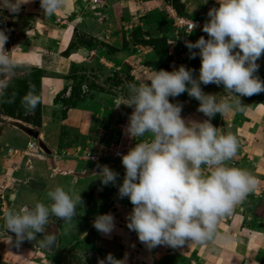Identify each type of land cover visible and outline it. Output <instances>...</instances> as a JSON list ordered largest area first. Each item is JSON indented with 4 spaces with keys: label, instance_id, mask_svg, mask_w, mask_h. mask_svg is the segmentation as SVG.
I'll return each instance as SVG.
<instances>
[{
    "label": "clouds",
    "instance_id": "1",
    "mask_svg": "<svg viewBox=\"0 0 264 264\" xmlns=\"http://www.w3.org/2000/svg\"><path fill=\"white\" fill-rule=\"evenodd\" d=\"M29 0H0V10L18 13ZM207 2V0H206ZM43 14L52 15L64 0H39ZM207 12L202 31L207 34L195 42L186 41L189 58H200L198 75L180 65L172 71L154 69L146 81L127 84V105L133 110L123 129L135 141L126 154H121L125 169L119 174L107 165H99L97 174L102 185L112 184L119 198H127L132 210L126 216L127 228L135 231L148 249L166 245L172 248L188 242L206 243L227 239L217 226L221 217L251 193L256 178L246 169L231 166L238 141L232 133H221L211 123L216 114L243 111L241 97L264 92V80L257 75L258 59L264 55V0H216ZM196 25L192 23V31ZM191 33V32H190ZM0 30V74L14 67L6 54L7 41ZM197 49L198 51H192ZM223 86L231 99H218L205 93L201 85ZM8 82L0 79V96ZM187 93L199 104L197 111L207 119L186 120L182 104L169 97ZM40 97L26 93L21 104L28 112L35 110ZM48 203L36 201L19 210L3 213L5 229L16 234L17 242L35 240L40 234L41 247L56 243L54 233H46L51 217L70 224L82 203L79 193L55 186L46 193ZM93 227L104 235L115 228L111 213L96 215ZM98 264H127V256L117 259L111 253Z\"/></svg>",
    "mask_w": 264,
    "mask_h": 264
},
{
    "label": "rangeland",
    "instance_id": "2",
    "mask_svg": "<svg viewBox=\"0 0 264 264\" xmlns=\"http://www.w3.org/2000/svg\"><path fill=\"white\" fill-rule=\"evenodd\" d=\"M105 1L98 0L93 3L92 0H86L84 11L79 13L65 12L61 14L59 19H53L56 23L61 22V25L72 23L70 40L65 50L61 52L63 57L78 48H85L86 52L89 51V53H86L88 55L86 62L71 63L65 75L58 76L65 82V85L54 96L53 107L47 111L46 115L43 114L41 108L40 83L44 75L42 70L20 63L14 64L11 71L0 74V79L8 82L4 95L0 96V124H10L25 135L23 141L20 135L18 138L15 136L16 130L10 129L11 131L7 133L9 137L6 138L8 141L16 140L20 145L17 144L14 146L15 148H3L4 145L1 144L0 155H2V159H7L4 155L5 151L9 149L7 154L18 157L21 164L28 169L32 167L34 159L46 164H48V160H51V165L48 164V172H50L49 174L46 173L47 176L52 173L51 170L54 166L56 167L57 162L67 161L69 162L68 165H72L74 168H76L75 165L81 166L85 163H91L88 164L91 167L86 166L84 173L83 168L82 171L81 169L78 171L81 172L83 179L93 175V173H99L101 171L99 165L117 166L108 156V148L118 137L119 125L128 121L133 110L124 104L115 107L121 99L125 103L127 102V84L146 81L154 69L172 71L180 65L193 69V74L198 75L200 58L199 56L189 58V49L185 42H195L201 36L207 39V34L202 31V26L208 19V10L214 6L218 7L216 0H207V2L206 0H123V2L118 0L119 2H114V6L112 4L106 5ZM95 5L98 7H94ZM120 5L121 7H119ZM99 13L104 14V16L99 15ZM54 15L55 18L59 17L57 13ZM19 17L22 18L23 16ZM29 17L33 16L29 15ZM29 17L21 21L19 19V33L22 38L19 39L20 49L26 48V40L23 39L24 30L34 24V20ZM93 18L94 22L100 24L103 22L101 30L97 28L95 31L93 26L90 28L86 25ZM176 18L198 20L200 26L186 35L185 32L175 26ZM1 27L4 28V25ZM5 27L10 28L9 21H6ZM192 51L198 50L193 49ZM259 78L264 80L263 75H259ZM212 85L215 86V84ZM218 88V99L223 96L231 97V94L224 90L222 85ZM29 91H34L40 97V103L32 112L26 111L21 104L22 97ZM172 99L173 103L182 104L181 116L186 120L207 119L197 111L199 102L189 97L187 93L172 97ZM227 114L229 116L228 123L231 124L230 128L220 114L211 118V123L221 133H225L224 130L227 128L237 138L236 155L228 163L231 166L248 170L257 180L255 189L235 206V211L237 213L240 211L243 214L245 211L243 205L254 200L252 210L259 208L260 212L261 208H264V171L260 169L261 167L251 168L244 163V159L248 157L246 152H249V147L254 139L251 137L254 134L250 132L249 123L252 122L255 125L256 122H253L255 117L247 114V118H244L235 111L234 114L229 112ZM239 121L248 123L246 124L247 138L242 137L244 141L247 140L245 143L240 141L241 135H237L236 132V126L240 124ZM29 144H32L31 148ZM88 155L96 158V160H90ZM8 162L11 163L12 161L0 160L1 190L4 188L7 190L9 187L15 189L19 184V181L11 178V176L15 177L11 173L15 170H12L11 174L6 172L11 167L16 169L17 165L12 166L10 164L8 166L6 165ZM51 166H53L52 169ZM67 170L66 168V170L63 169V172H57L56 177L59 179L63 176L62 174L67 173L65 172ZM75 172L77 171H71L72 177L69 176L71 179H76V177L79 179L80 174ZM123 176L124 174H119L117 184L122 182ZM26 182L30 181L26 180ZM24 184L23 187L27 185ZM94 184L91 188L100 184L103 201L101 204L97 203L96 206L103 212L111 207L112 193L116 196L115 199L120 200V206L125 208L122 214L127 212L129 205V210H132V204L126 197L119 198L116 186L112 184L102 185L100 181L97 182V179ZM28 185L29 188L35 187L32 182ZM9 192L6 191L8 199L11 198ZM114 203L116 202L114 201ZM20 207L19 202L14 205L3 200L2 197L0 198V264H98V259H103L108 254L103 249L99 248L98 250L89 244L84 245L79 240L64 238L62 230L58 227L61 226V221L58 220L54 226H46V233L50 232L56 235V243L51 247L52 249L43 247L44 253H32L22 246L18 247L14 243L13 245L11 239L16 238V234L5 229L2 217L5 211L19 210ZM235 211L233 209L232 215L229 214L230 220L236 216L233 213ZM253 216L255 215L247 217V220L251 221ZM74 225L76 224L74 223ZM230 225H234L233 220ZM235 233L237 232L235 231ZM29 246L33 245L30 244ZM39 247L33 246L34 249ZM24 253L25 256H23ZM37 254H40L39 258H37Z\"/></svg>",
    "mask_w": 264,
    "mask_h": 264
},
{
    "label": "crops",
    "instance_id": "3",
    "mask_svg": "<svg viewBox=\"0 0 264 264\" xmlns=\"http://www.w3.org/2000/svg\"><path fill=\"white\" fill-rule=\"evenodd\" d=\"M85 1L86 0H64L63 7L55 12L59 15L58 18H55L56 16L54 14H43L39 0H29L28 3L22 4L18 13H9L6 8L0 10V30H4L8 37L4 45V49L7 51L6 54L14 64L25 63L29 66L38 67L44 74L40 83V93L42 97L41 108L44 115H46L48 113L47 111L53 107L52 100L54 96L61 91L65 85V82L59 79L58 76L65 75L71 63L81 64L83 61L87 60L86 58H88V55L86 53H89V51L86 52L85 48H78L74 52L69 53L70 55L68 54L66 57H63L61 52L65 50L66 45L70 40L72 23L61 25V22L56 23L54 20L59 19L61 14H64L65 12L79 13L84 11ZM121 1L123 2V0ZM105 2L106 5L108 4L110 6L111 4L113 5L114 2L119 1L106 0ZM94 7H98V5H95ZM119 7H121V5ZM29 15L33 17H29ZM99 15L104 16L102 13H99ZM19 16L23 17L21 18ZM28 17L34 20V24L24 30L23 39L26 40V48L20 49L19 39L22 38L19 33V23L22 19L25 20ZM94 18L86 25L90 28L93 26L95 31H97V28L100 29L103 27V22H101V24L99 22H94ZM6 21H9V29L5 27ZM101 21H103V19H101ZM1 25H4V28H2ZM257 63L259 64V68L256 75L258 77L259 75L264 76V55L258 59ZM201 87L205 93L219 94V88L217 85L202 84ZM224 98L231 99L232 97L227 96ZM241 101L244 104L243 111L235 112L244 118H247L246 115L249 114L252 117H255L253 118V122H256L255 125L252 122L249 123V129H251L250 132L254 134L251 137L254 139L252 145L249 147V152H246L248 153V157L247 159H244V163L251 168H255V166H258V168L261 167L260 169L264 171V92L253 94L252 96L241 97ZM229 113L234 114V112ZM221 117H223L222 119L226 121L230 128L231 124L228 123V114L225 113L221 115ZM239 122L240 124L236 126V132L237 135H241L240 141L245 143L247 140L244 141L242 137H246V134L248 133V129L246 128V124L248 123ZM10 129L16 130L17 134L15 133V136L18 138L20 135L24 141L23 137H25V135L24 133L19 132V129L10 124H0V145L3 144V148H15L14 146L17 144L20 145L16 140L8 141L6 138L9 137L7 133L11 131ZM224 131L225 133L229 132L227 128ZM5 152L4 157L7 159H2V155H0V160L12 161L11 163L8 162V164H6L8 166L10 164H12V166L17 165L16 169H12L11 167L6 172L10 173L12 170H15V172H11L15 177L11 176V178L19 181V184L15 189H10V187L7 190H5V188L3 190L0 189V198L2 197L3 200L14 205L16 202H19L21 206L25 204L33 205L36 201L48 203L46 193L55 186L64 187L65 190L73 193L80 192L82 203L78 207L76 216L70 224H66L55 217H51L48 225H46L51 227V225H55L57 220L61 221V226L59 225L58 227L62 230V236L64 238L79 240L82 244H89L98 250L99 248L103 249L107 251L108 254L111 253L117 259H122L127 256V264H264V208H261L260 212L259 208L252 210L254 200L243 205V210L245 209L243 212L244 215L240 211L237 213L235 211L236 207H234L235 212L233 213L236 214V216H232L234 217L233 219L230 220L229 215L220 218L221 221L219 220L217 226L220 228L217 229L220 235L227 237V239L220 241L214 240L206 243L190 241L185 245L176 248L161 245L153 249H148L139 241L136 232L127 228L126 216L131 212V210H129L130 205L127 212L122 214L125 208L120 206V200L115 199L116 196L112 193L110 198V200L112 199V203L108 210L103 212V210L96 206L97 203L101 204L103 201L99 186L100 184H96L94 188H91V186L96 179L97 182L100 181L98 179L99 174L93 173V175H89L83 179L81 176L82 174H80L81 172H78L80 169L82 171L83 168L84 173L86 166L91 167V165H88L91 163H85L81 166L75 165L76 168H74L72 165H68L69 162L67 161H61L60 163L57 162L56 167L54 166L52 169L53 166H51L52 173L47 176L46 173L51 165V160H48V166L45 162H39L34 159L32 167L28 169V167H24L23 164H21L18 157H14L12 154L8 155L7 150ZM66 168L68 169L65 171L67 173L62 174L63 176L58 179V177H56L57 172H63V169L66 170ZM73 170L77 171L75 173L80 174H78L80 176L79 179H77V177L76 179H71L72 176L70 173ZM54 171L56 172L53 173ZM26 180L30 182H26ZM31 182L34 183L35 187H28V184ZM23 183L28 186L24 184L25 187H23ZM6 191H10V200L7 198ZM114 201L116 203H114ZM105 213H111L114 216L115 228L110 235H104L93 227L95 216ZM253 214L255 215L253 216V219L251 221L247 220V217ZM124 219L125 221H123ZM232 220L234 223L233 226L230 225ZM240 229H242V231H240ZM235 231L237 233H235ZM232 232H234L235 235L232 234ZM41 238L40 234H37L35 240L24 239L17 242V238H13L11 239V243H14L18 247L22 246L24 249L29 250L32 253H44L45 249L40 245ZM37 240H39L38 243H36ZM30 244L40 247L34 249L33 246H29ZM23 256H25V253ZM37 256L36 257L39 258L40 254H37Z\"/></svg>",
    "mask_w": 264,
    "mask_h": 264
},
{
    "label": "built area",
    "instance_id": "4",
    "mask_svg": "<svg viewBox=\"0 0 264 264\" xmlns=\"http://www.w3.org/2000/svg\"><path fill=\"white\" fill-rule=\"evenodd\" d=\"M92 1L93 3H96L98 0ZM192 23L196 25L195 29L200 26V21L198 20H185L181 18H176L175 26L188 35L190 32H192ZM127 122L125 121L119 125L118 137L110 144V147L108 148V156L110 157L113 164L117 166L122 165L121 154H126L129 148L133 147L135 144V141L127 137L123 132ZM29 147L31 148L32 144H29ZM88 157H90V160H96V158H93L92 156L88 155Z\"/></svg>",
    "mask_w": 264,
    "mask_h": 264
},
{
    "label": "water",
    "instance_id": "5",
    "mask_svg": "<svg viewBox=\"0 0 264 264\" xmlns=\"http://www.w3.org/2000/svg\"><path fill=\"white\" fill-rule=\"evenodd\" d=\"M169 100H170V102L173 103V99H172V97H169ZM109 168H110L111 170L117 172V173L120 174V175L125 174V169H124L123 165H120V166H111V167H109Z\"/></svg>",
    "mask_w": 264,
    "mask_h": 264
},
{
    "label": "bare ground",
    "instance_id": "6",
    "mask_svg": "<svg viewBox=\"0 0 264 264\" xmlns=\"http://www.w3.org/2000/svg\"><path fill=\"white\" fill-rule=\"evenodd\" d=\"M7 151H10L9 149ZM29 154V153H28Z\"/></svg>",
    "mask_w": 264,
    "mask_h": 264
}]
</instances>
